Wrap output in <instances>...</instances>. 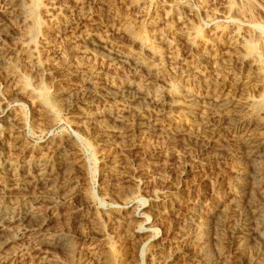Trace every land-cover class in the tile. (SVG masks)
Segmentation results:
<instances>
[{
	"label": "rangeland",
	"instance_id": "1",
	"mask_svg": "<svg viewBox=\"0 0 264 264\" xmlns=\"http://www.w3.org/2000/svg\"><path fill=\"white\" fill-rule=\"evenodd\" d=\"M82 2L25 0L28 23L19 24L15 37L1 46V52L10 54L0 62V187L6 182L4 161L53 158V150L65 138L70 139L72 162L81 165L77 167L81 176L62 198L31 204L33 213L45 222L39 239L59 235L69 249L38 253L39 239L29 231L16 239L12 230L11 241L0 245V264H34L39 258L54 259V264H160L184 247L181 238L189 227L197 228L194 218L210 229L213 248L219 243L229 251L235 173L231 155L211 168L202 163L196 149L173 147L161 139L131 141L126 149L114 143L93 147L61 110L46 102L44 94L77 92L90 79L95 88L132 84L153 99L173 100L186 93L198 100L234 96L252 110H264V0H115L113 17L96 34L139 56L148 66L138 75L126 70L107 74L108 68L90 72L88 66L95 62L84 59L78 44H68L58 33L77 9L85 5L93 9L87 0ZM52 51L58 53L49 62ZM249 61L257 65L248 69L244 63ZM21 78H28L30 87H24ZM220 87H225L223 92ZM172 120L182 123L177 117ZM258 169L264 186V163ZM127 173L133 178L129 182H125ZM263 192L258 195L264 205ZM223 205L227 214L214 215ZM216 220L219 223H210ZM262 247L259 240L252 241L248 255L257 256ZM195 248L190 246V253ZM103 255V262L99 261ZM185 259L177 260L178 264L195 262L190 255ZM235 263L245 264L246 259Z\"/></svg>",
	"mask_w": 264,
	"mask_h": 264
},
{
	"label": "bare ground",
	"instance_id": "2",
	"mask_svg": "<svg viewBox=\"0 0 264 264\" xmlns=\"http://www.w3.org/2000/svg\"><path fill=\"white\" fill-rule=\"evenodd\" d=\"M87 1L93 5V9L86 8V5L77 9L74 16L70 18L71 20L67 24L65 23L60 30H57L58 33L63 35L68 44L77 43L78 52L84 59H91L95 62L90 64L91 68L88 66L90 72L99 71L100 73L102 68L111 70L106 71L107 74H111L112 71L122 72L125 70L132 75L144 72L147 64L139 56L127 54V51L125 53V51L114 47L97 35L96 31L105 20L108 21L109 18L113 17L111 12L114 9L115 0ZM24 4L25 0H0V62L1 59H5L4 57L10 54V52L7 54L1 52V46L11 37H15L19 24H25L29 21ZM104 17L106 18L104 19ZM56 53L58 52L52 51L48 54L49 62L53 61ZM244 64L248 69L257 65L252 61ZM10 68L12 72L17 70L12 65ZM150 70L149 68L148 73ZM21 81L20 83L28 88L30 80L23 78ZM82 85L84 87L79 91L77 89V92L63 91L53 96L45 93L44 97L46 102L64 113L66 120L71 122L93 147L114 143L126 149L131 141L137 142L138 140L154 138L165 140L173 147L180 145L187 149H196L202 155V163L211 168L219 164L226 155H231L234 158L235 173H233L231 189L233 199H231L232 201L229 200V209L233 221L227 229L232 249L224 250L220 248L221 246H217L219 243L215 244L213 248L214 244H211V235L213 234L210 232V235L208 232L210 229L208 230V227L198 218H194L192 223L197 228L189 227L186 236H182V240L180 239L184 247L182 246L183 248L176 253L173 252L175 254L172 253L173 255L163 258L160 264H178L177 260L185 259L189 255L195 261L192 264H229L235 263L237 259H246L245 264H264V247L260 249L257 256L248 255L251 252L249 249L252 241L259 240L260 243L264 244V205L258 195L262 194L264 189L261 187L263 184L259 181L258 169L259 164L264 163V135H262L264 131H261L264 129V110L260 108L252 110L249 104L234 100L232 98L234 96H231L232 99H217V97L216 99L201 98L198 100L197 97L194 96V98L186 93L179 98L176 97L177 99L164 98V100H160L151 98L141 88L132 84L117 89L97 87V85L95 88L88 79ZM224 89L225 87H220L219 92H223ZM262 95L264 98V92ZM99 103H102V106L97 111L91 110ZM173 117L180 118L182 123H173ZM16 138H20L19 134ZM64 140L53 150L55 156L53 158L39 159L34 162L13 163L12 161H4L2 163L4 171H2L3 169L1 171L5 173L6 182L3 187H0L1 247H5L11 241V236L8 238V233L10 231L12 233V230L16 231V239H21L28 231L32 237L39 239L38 233L41 232L45 222H40L38 215H35L31 210L32 202L46 199L54 200L66 195V189H69L70 184L77 182L81 176H78L79 171L77 169L81 165L77 166L73 163L69 155L70 139L65 138ZM127 172L130 174L129 170ZM205 173L207 174V172ZM129 174L126 175L128 179L125 182L133 179ZM225 209L224 205L223 208L219 206L214 215L218 217L221 213L220 216H222ZM224 214L227 213H223V217ZM217 231L220 232V230ZM217 234L220 235L221 233L217 232ZM169 239L171 238L169 237ZM37 244L38 253L49 252L57 247L64 250L69 249L66 239L59 235L45 236L39 239ZM190 246L196 247L192 253H190L191 250L189 251ZM215 251L218 253L216 257ZM104 258L103 255L98 259L103 262ZM184 262L182 261V263ZM187 263L190 264L189 261ZM34 264H54V259L39 258Z\"/></svg>",
	"mask_w": 264,
	"mask_h": 264
}]
</instances>
